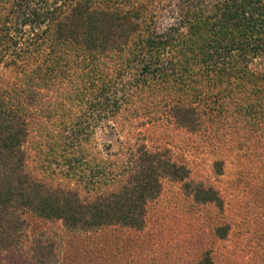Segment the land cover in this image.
Returning <instances> with one entry per match:
<instances>
[{
    "label": "trees",
    "instance_id": "trees-1",
    "mask_svg": "<svg viewBox=\"0 0 264 264\" xmlns=\"http://www.w3.org/2000/svg\"><path fill=\"white\" fill-rule=\"evenodd\" d=\"M152 2L0 0V255L26 249L32 264H61L59 254L68 253L56 243L61 236L45 230L50 223L68 236L110 228L133 237L165 183L191 204L222 210L218 190L167 148L148 144L144 132L163 125L187 135L223 114V124L235 122L246 138L238 154L264 135V74L247 67L264 58V0H196L180 25L158 32ZM24 26V38L8 32ZM129 70L133 85L118 82L112 92ZM102 124L122 137L111 162L87 143ZM52 163L67 165L63 182L45 171L37 177ZM224 164L212 159V172L220 175ZM77 170L94 177L86 195L69 183ZM229 227L212 226L210 235L224 239ZM97 249L92 264H106ZM193 264L214 258L205 251Z\"/></svg>",
    "mask_w": 264,
    "mask_h": 264
},
{
    "label": "rangeland",
    "instance_id": "rangeland-1",
    "mask_svg": "<svg viewBox=\"0 0 264 264\" xmlns=\"http://www.w3.org/2000/svg\"><path fill=\"white\" fill-rule=\"evenodd\" d=\"M201 1L206 5L211 0ZM191 2L195 3L196 0H153L155 31L180 25L185 8H189ZM12 25L14 23L10 21L9 26ZM11 30L12 27L8 30L11 36L17 38L22 33L21 38H24L28 28L24 26L17 33ZM247 67L254 74H264V58L252 60ZM133 74L131 70L126 71L114 81L116 84H112L111 91L117 92L119 83L133 85ZM209 115L213 116V112L208 111L206 116ZM223 120V114L214 116L212 127H208L206 119L205 126L187 135H176L163 125L156 131L144 132L148 144L156 142L159 148H167L174 160L189 169L193 178L214 186L223 200L222 210L212 204H191L189 200L180 198V194L177 195L176 184L165 183L162 198L151 206L143 229L133 237L127 230L123 235L121 232L123 237L120 238L118 231L121 230L110 228L95 234L68 236L64 235L60 225L47 224L45 230H51L56 237L61 236V243L57 241L58 237L56 243L60 248L63 243V250L68 253L59 254L61 264H65L66 259L76 264L73 253L80 255V264H92L90 257L96 252L94 247L98 248V252L103 249L106 264L107 260L108 264H193L205 251L211 253L214 264H264V135L245 145L240 150L242 153L238 154L235 146L246 138L233 130L235 122L230 124L226 121L223 124ZM88 138L87 143L92 144V150L107 162L113 160L122 140L106 124L96 126ZM218 157L224 158L225 164L221 174L215 175L210 163ZM32 164L37 166L36 161ZM66 169V164L52 163L40 173L37 172V177L43 178L45 171L54 182H63L60 173ZM73 178L69 183L86 195L85 183L93 182L94 177L86 170L81 173L77 170ZM223 223L230 225L224 239L210 235L212 226ZM127 238L129 241H126ZM74 246L77 247L76 251H73ZM0 256L4 264H32L28 261L26 249L5 251Z\"/></svg>",
    "mask_w": 264,
    "mask_h": 264
}]
</instances>
